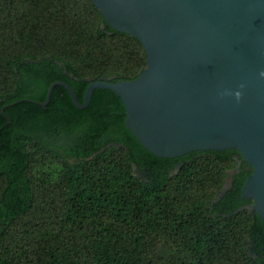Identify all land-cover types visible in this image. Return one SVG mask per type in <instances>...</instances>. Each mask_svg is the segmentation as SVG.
I'll return each mask as SVG.
<instances>
[{"label": "trees", "instance_id": "16d2710c", "mask_svg": "<svg viewBox=\"0 0 264 264\" xmlns=\"http://www.w3.org/2000/svg\"><path fill=\"white\" fill-rule=\"evenodd\" d=\"M145 59L90 0H0V264H264L238 150L155 156L108 89L83 109L60 85L32 102L57 80L82 102L88 79H132Z\"/></svg>", "mask_w": 264, "mask_h": 264}, {"label": "water", "instance_id": "95a60500", "mask_svg": "<svg viewBox=\"0 0 264 264\" xmlns=\"http://www.w3.org/2000/svg\"><path fill=\"white\" fill-rule=\"evenodd\" d=\"M90 1L112 30L139 40L145 67L129 80L88 79L82 102L60 80L44 101L26 100L45 106L60 85L83 109L94 89H108L124 106L125 126L155 156L238 150L252 168L240 197L253 200L247 208L264 222V0ZM229 187L227 178L214 201Z\"/></svg>", "mask_w": 264, "mask_h": 264}, {"label": "flooded vegetation", "instance_id": "af4514ba", "mask_svg": "<svg viewBox=\"0 0 264 264\" xmlns=\"http://www.w3.org/2000/svg\"><path fill=\"white\" fill-rule=\"evenodd\" d=\"M72 102V101H71ZM88 106V105H87ZM86 106V107H87ZM2 113H3V110H2ZM4 114V113H3ZM6 116V119H7V123H11V119L7 116V115H5ZM7 125V124H6ZM6 125L4 124L1 128L2 129H4L5 127H6ZM2 132L3 131H0V134H2ZM3 134H11V133H3ZM230 149H233V148H230ZM230 152H232L233 153V157H234V159H235V161H236V167L238 168L243 162H245L243 159H242V157H241V155H240V153L239 152H237V151H235V150H232V151H230ZM246 164L247 165H249L247 162H246ZM246 167H248V166H246ZM236 172V170H230L229 172H228V175H227V177H226V179L228 178L229 179V183H231V175L233 174V173H235ZM225 179V180H226Z\"/></svg>", "mask_w": 264, "mask_h": 264}, {"label": "clouds", "instance_id": "9594fccd", "mask_svg": "<svg viewBox=\"0 0 264 264\" xmlns=\"http://www.w3.org/2000/svg\"><path fill=\"white\" fill-rule=\"evenodd\" d=\"M259 75H260L261 77H264V71H261V72L259 73ZM243 87H244L243 85H240V88H243ZM224 94H228V93H224ZM231 95H232L237 101H239L240 98H241V96H242V92H241L240 90H235V91H233V92L231 93Z\"/></svg>", "mask_w": 264, "mask_h": 264}, {"label": "rangeland", "instance_id": "374dc122", "mask_svg": "<svg viewBox=\"0 0 264 264\" xmlns=\"http://www.w3.org/2000/svg\"><path fill=\"white\" fill-rule=\"evenodd\" d=\"M134 174L139 175V173L136 171V169H134Z\"/></svg>", "mask_w": 264, "mask_h": 264}]
</instances>
